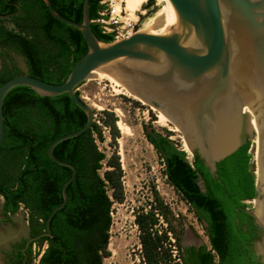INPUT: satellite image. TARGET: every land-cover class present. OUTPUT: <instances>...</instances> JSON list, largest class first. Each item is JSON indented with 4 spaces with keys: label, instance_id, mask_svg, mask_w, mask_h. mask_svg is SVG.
Returning a JSON list of instances; mask_svg holds the SVG:
<instances>
[{
    "label": "water",
    "instance_id": "1",
    "mask_svg": "<svg viewBox=\"0 0 264 264\" xmlns=\"http://www.w3.org/2000/svg\"><path fill=\"white\" fill-rule=\"evenodd\" d=\"M41 1L51 17L79 30L86 51L61 83L21 73L0 84V143L2 100L14 86L43 96L66 93L85 121L47 145V157L70 173L44 230L29 240L52 237L49 220L66 202L75 175L73 164L52 148L90 126L93 111L75 88L100 69L179 131L190 163L206 176L216 200L237 211L233 226L244 241L243 264H264V0H163L133 33L109 42L91 31L88 0H81L79 22ZM197 183L203 189L200 178Z\"/></svg>",
    "mask_w": 264,
    "mask_h": 264
},
{
    "label": "trees",
    "instance_id": "2",
    "mask_svg": "<svg viewBox=\"0 0 264 264\" xmlns=\"http://www.w3.org/2000/svg\"><path fill=\"white\" fill-rule=\"evenodd\" d=\"M49 1L60 15L80 21L81 0ZM152 4L153 0H147L145 7ZM100 9L99 0H88L90 20L97 17ZM23 13L28 20V31L24 35L10 34L0 26V46L22 54L26 74L61 83L74 62L86 51L81 33L51 17L40 0L34 10L24 5ZM90 28L99 41L112 40L111 35L102 33L92 21ZM16 74L14 68H8L2 61L0 84ZM75 94L79 97L76 90ZM2 114L1 211L6 216L23 204L28 211L30 235L34 236L44 230L45 218L61 200L60 188L70 173L69 168L55 164L47 157V145L55 137L81 127L85 115L66 93L43 96L21 85L5 93ZM103 114L101 125L108 129L114 140L118 135L115 117L107 111ZM144 137L163 165L166 182L206 230L214 251L211 253L204 245L195 252L192 247L177 245L180 261L167 264H243L244 241L233 226L237 211L216 200L206 176L166 135L151 129L144 131ZM96 140L102 141L101 129L92 121L85 131L52 148L55 157L73 164L75 175L66 186V202L49 220L52 237L37 239L48 242L41 264H101V259L109 255L106 245L111 223L110 206L123 199L122 169L118 155L112 152L106 156L97 148ZM198 178L202 180L203 190L197 184ZM151 194L154 204L145 211L142 208L136 211L133 221L143 264H166L164 260L170 259V252L165 245L170 244L166 230L158 232L156 228V214L168 222L166 207L155 189H151Z\"/></svg>",
    "mask_w": 264,
    "mask_h": 264
},
{
    "label": "rangeland",
    "instance_id": "3",
    "mask_svg": "<svg viewBox=\"0 0 264 264\" xmlns=\"http://www.w3.org/2000/svg\"><path fill=\"white\" fill-rule=\"evenodd\" d=\"M146 1L142 0L132 15L126 12L128 17L135 21V30L152 12H149L150 9L162 6V1L153 0L150 7H145ZM5 24L8 25L7 22ZM2 61L7 63L8 68H14L17 74L26 73L22 57L0 50V65ZM75 90L91 107L92 121L101 129L102 141H95L97 148L106 156L115 152L122 169L123 199L121 202H112L110 206L111 223L106 245L109 255L101 259V264H143L137 239L138 231L133 219L134 213L140 208L145 211L150 204H154L151 189L157 191L162 204L166 207L168 222L156 214L158 217L156 228L158 232L166 230L167 241L170 244L165 245L170 252V259L164 260L166 264L180 261L177 245L183 247L187 244H203L207 248L208 243L201 224L195 219L186 202L166 182L162 173L163 165L152 145L144 137L145 130L153 129L166 135L176 147L185 150L179 131L169 122L167 125L159 123L158 111L154 107L133 97L125 87H115L104 77L91 73ZM103 111L110 112L115 117L114 125L118 135L114 140L111 139L108 129L101 125V119L105 117ZM118 121L126 126L127 130L120 131ZM185 152L186 159L190 161L188 151ZM1 201L0 197V264H7L4 253L11 248L12 243L19 242L27 235V214L23 208H19L15 213L4 217L1 212ZM32 251L31 257L35 259L37 251L34 246Z\"/></svg>",
    "mask_w": 264,
    "mask_h": 264
},
{
    "label": "flooded vegetation",
    "instance_id": "4",
    "mask_svg": "<svg viewBox=\"0 0 264 264\" xmlns=\"http://www.w3.org/2000/svg\"><path fill=\"white\" fill-rule=\"evenodd\" d=\"M24 5L29 7L30 10H34L38 6V0H0V26H2L7 31H9L10 34L20 33L21 35H24L25 31H28V20L23 17V14H24L23 6ZM5 22L8 23L7 26ZM0 50H4L8 53H13L23 58L22 54H20L19 52L15 50L4 48L1 46H0ZM202 188H203V183H202ZM19 208H23L27 214V217H26L27 235L26 237L21 239L19 242L12 243L11 248L4 253L5 263L7 264H27V263L41 264V256L44 253V250L47 247L48 242L45 240L38 241L37 240L38 238L34 240H29L33 236L30 235V223L28 219V211L26 210V208H24L23 204H20ZM9 215L10 214H7L6 216L3 215V216L8 217ZM202 225H205V223L202 222ZM202 230H203V233L208 243V247L206 249L210 250L211 253H214L213 249L211 248V243L209 242L208 234L206 230H204L203 226H202ZM202 245L203 244H187V245H184L183 248L192 247V250H194L195 252ZM33 246L35 247L37 251L35 259L31 257L32 256L31 254H33V251H32ZM215 258L216 257H214V259Z\"/></svg>",
    "mask_w": 264,
    "mask_h": 264
},
{
    "label": "built area",
    "instance_id": "5",
    "mask_svg": "<svg viewBox=\"0 0 264 264\" xmlns=\"http://www.w3.org/2000/svg\"><path fill=\"white\" fill-rule=\"evenodd\" d=\"M99 4L101 9L91 21L98 25L102 33L111 35L112 40H117L135 31V21L126 14L122 0H99Z\"/></svg>",
    "mask_w": 264,
    "mask_h": 264
},
{
    "label": "bare ground",
    "instance_id": "6",
    "mask_svg": "<svg viewBox=\"0 0 264 264\" xmlns=\"http://www.w3.org/2000/svg\"><path fill=\"white\" fill-rule=\"evenodd\" d=\"M141 1L142 0H123L124 5H125L124 9L126 10V12H128L129 15H132L134 13V11L137 9L138 5L141 3ZM160 1L163 2V0H160ZM91 73L97 75L98 77H104V78L108 79L109 81H111L114 84L115 87H118V88L122 87V85L120 84L118 79L110 73H107V72L102 71L100 69H94L91 71ZM132 96L135 97L134 95H132ZM135 98H137V97H135ZM158 122L161 123L162 125H167V122H168L167 119L160 112H158ZM117 126L120 129V131H122V132H124V130H127V127L124 126L120 121L117 122ZM183 143H184V141H183ZM184 148H185V150H187L185 143H184Z\"/></svg>",
    "mask_w": 264,
    "mask_h": 264
}]
</instances>
